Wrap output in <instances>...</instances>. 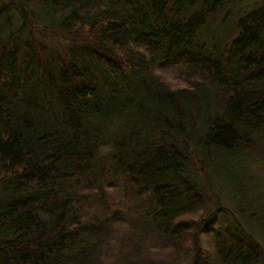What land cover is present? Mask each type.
Here are the masks:
<instances>
[{"label": "trees", "instance_id": "16d2710c", "mask_svg": "<svg viewBox=\"0 0 264 264\" xmlns=\"http://www.w3.org/2000/svg\"><path fill=\"white\" fill-rule=\"evenodd\" d=\"M254 160L264 0H0V264H264Z\"/></svg>", "mask_w": 264, "mask_h": 264}, {"label": "rangeland", "instance_id": "374dc122", "mask_svg": "<svg viewBox=\"0 0 264 264\" xmlns=\"http://www.w3.org/2000/svg\"><path fill=\"white\" fill-rule=\"evenodd\" d=\"M163 73H164L165 77H167L168 79H172V78H170V73H168L164 70H163ZM248 168H250V170L252 172L256 173L261 178L260 184H259V191L263 195L264 194V160L263 161L262 160H254L252 162L250 161V162H248ZM258 182H259V178L257 180V183ZM215 191L217 192V190H215ZM204 210H205L204 208H199L197 211L194 212V214L191 217H193L195 220H198V218L205 216ZM219 212L221 214L226 213V215H229V213L224 209H220ZM202 239L203 240L206 239V246H208V248H210V238L207 236H202ZM258 240L262 241V240H260L259 236H258ZM151 251L154 252L156 250H154L152 248ZM165 255H166V253H160L158 256H153V258L155 260L159 261V260H162V258H164Z\"/></svg>", "mask_w": 264, "mask_h": 264}]
</instances>
